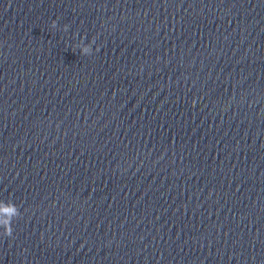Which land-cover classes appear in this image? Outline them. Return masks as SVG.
<instances>
[{
  "label": "clouds",
  "instance_id": "9594fccd",
  "mask_svg": "<svg viewBox=\"0 0 264 264\" xmlns=\"http://www.w3.org/2000/svg\"><path fill=\"white\" fill-rule=\"evenodd\" d=\"M50 27L52 29H57L58 22L57 20H52ZM69 25L65 24L63 26V31L67 32ZM95 44V38H93L89 43L85 44L83 38L80 43L75 45L74 47H78L80 49L81 55L84 56H92L93 55V45ZM96 52H99V46L95 49ZM264 115V113H261ZM22 216L20 208L16 205L12 200L3 201L0 200V235L4 237H12L13 235V222L18 220Z\"/></svg>",
  "mask_w": 264,
  "mask_h": 264
}]
</instances>
